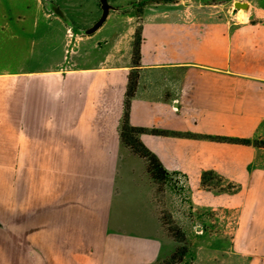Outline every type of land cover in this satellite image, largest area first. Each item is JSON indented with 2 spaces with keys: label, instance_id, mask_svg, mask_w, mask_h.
<instances>
[{
  "label": "crops",
  "instance_id": "1",
  "mask_svg": "<svg viewBox=\"0 0 264 264\" xmlns=\"http://www.w3.org/2000/svg\"><path fill=\"white\" fill-rule=\"evenodd\" d=\"M55 1L75 33L42 0H0V170L18 174L20 211L49 203L35 244L51 255L71 224L101 222L99 264H159L170 215L215 241L194 242L189 264H264V147L215 139H264V0H144L140 12L114 0L123 9L89 35L98 0ZM133 70L128 121L164 167L161 185L119 138Z\"/></svg>",
  "mask_w": 264,
  "mask_h": 264
},
{
  "label": "rangeland",
  "instance_id": "2",
  "mask_svg": "<svg viewBox=\"0 0 264 264\" xmlns=\"http://www.w3.org/2000/svg\"><path fill=\"white\" fill-rule=\"evenodd\" d=\"M53 1L56 5H58V2H56L55 0ZM143 1L144 0H132V2H127V4L130 5L129 7H135V10L137 11L138 7H140V9L142 8ZM171 1L176 2L178 0ZM108 2L112 6L115 3L114 0H108ZM139 3H141L142 5H139ZM41 5L43 8H45V0H42ZM60 8L72 21L71 14L65 8ZM239 8L243 9L242 7ZM51 13L55 17L59 18V16H57L55 13ZM61 22H63V20H61ZM109 22L110 21H107L105 26H107ZM67 28H69L71 33H75L74 29H77L76 27L72 28L69 26H67ZM103 34L110 36V31L104 29L103 31H100V33H96L94 35V38L98 39ZM77 49L80 50V48L78 47ZM107 49L108 46L104 47L103 43H101V46L99 48L90 50L89 57H91V59H96ZM57 50L59 51V48ZM61 52H63V50ZM31 59L35 60L37 64H45L52 62V55L40 59L39 57L34 56L31 57ZM18 184V174L6 173L3 170H0V220L3 224V226H0V264H34L35 258L39 262L38 264H99L100 247L102 244L103 236V224L101 222L95 223L91 221L89 224H81L82 226L75 223L73 225L71 224V229L68 230V236L64 239V241L66 242L65 245L62 247V243L58 246V248H55V244H53V248H55L54 253L51 255L46 254L44 248L40 247V245L35 244L32 232L35 229L38 231L43 229L49 232V203L43 204L42 207H36V209L34 207H31L25 212L23 210L20 211L16 199L18 193ZM7 189H9L8 191L11 193L10 199H8L9 201L7 200V197L6 200H3L2 196V192L7 191ZM35 219H42V223L40 226V223H38L37 225L35 224L36 227L34 226L33 221ZM25 220H29L32 222L30 228L19 226L20 223L24 225ZM190 226L191 235L189 240V253H191L193 250V246L195 245L194 242L200 243V245L203 246H209L210 242L214 241L208 237L195 238L194 236L196 235V224L192 222L190 223ZM42 234H44V231L42 232ZM41 240L43 243L47 242V245L49 246V239H45L44 237ZM181 244H183V242ZM174 247L175 246L173 244L171 249L167 250V253L165 250L166 254L163 256V258L168 256L174 250ZM40 251L43 252L41 253ZM189 253L186 258V264H189L192 261L193 256Z\"/></svg>",
  "mask_w": 264,
  "mask_h": 264
},
{
  "label": "trees",
  "instance_id": "3",
  "mask_svg": "<svg viewBox=\"0 0 264 264\" xmlns=\"http://www.w3.org/2000/svg\"><path fill=\"white\" fill-rule=\"evenodd\" d=\"M149 2H158L160 0H146ZM139 5H142L139 3ZM140 7L137 12H140ZM140 29L135 30V39L132 48V63L137 65L140 58ZM137 83L136 71H131L128 76L127 88L125 91L123 114L119 124V138L121 143L127 147L133 154L137 155L144 162L145 169L157 184L165 180L166 171L162 166L160 160L141 142L139 135L143 128L132 126L128 121V105L132 97ZM155 132V131H154ZM215 139L231 142H239L244 144H254L255 146L264 147V139H248V138H222L215 137ZM159 185V186H160ZM161 225L165 233L170 237L174 244V250L166 257L159 261V264H177L183 262L190 250V231L191 226L189 222H181L172 216H162ZM183 242V244H181Z\"/></svg>",
  "mask_w": 264,
  "mask_h": 264
},
{
  "label": "water",
  "instance_id": "4",
  "mask_svg": "<svg viewBox=\"0 0 264 264\" xmlns=\"http://www.w3.org/2000/svg\"><path fill=\"white\" fill-rule=\"evenodd\" d=\"M98 2H99L100 9H101V14H100L99 18L90 27L80 29V33L82 35H89V34H92L93 32H95L102 25V23L105 21L109 10H111V9H114V10L115 9L116 10L123 9L120 7H113L111 4H109L108 0H98ZM234 6H236L238 8L240 6H244L243 8L245 9L246 3L235 1ZM45 8L48 11L53 12L57 16H59V18H61L67 26L73 27L72 21L65 15L64 11L58 5H56L54 3L53 0H45Z\"/></svg>",
  "mask_w": 264,
  "mask_h": 264
}]
</instances>
